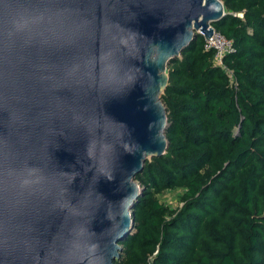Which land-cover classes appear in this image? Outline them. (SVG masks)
<instances>
[{
  "label": "water",
  "instance_id": "1",
  "mask_svg": "<svg viewBox=\"0 0 264 264\" xmlns=\"http://www.w3.org/2000/svg\"><path fill=\"white\" fill-rule=\"evenodd\" d=\"M219 0H0V264H114L165 154L167 67Z\"/></svg>",
  "mask_w": 264,
  "mask_h": 264
},
{
  "label": "trees",
  "instance_id": "2",
  "mask_svg": "<svg viewBox=\"0 0 264 264\" xmlns=\"http://www.w3.org/2000/svg\"><path fill=\"white\" fill-rule=\"evenodd\" d=\"M222 5L213 27L233 43L224 64L238 85L202 36L167 67L168 147L134 178L147 189L118 243L125 264H264V0ZM161 187L184 189L178 212L151 195Z\"/></svg>",
  "mask_w": 264,
  "mask_h": 264
},
{
  "label": "rangeland",
  "instance_id": "3",
  "mask_svg": "<svg viewBox=\"0 0 264 264\" xmlns=\"http://www.w3.org/2000/svg\"><path fill=\"white\" fill-rule=\"evenodd\" d=\"M219 1L222 3V0H219ZM239 16L241 17V15H239ZM197 43H198V45H201L202 37L198 38ZM166 74L168 75L167 70H166ZM224 74L227 77L231 87L236 88V86L238 85V81H237L236 77L234 76V74H232L230 72V70L224 71ZM163 94H164V91L160 93L159 97H160L161 103L163 104V106L165 107V110H166V106H165L163 99H162L164 96ZM166 117H167V124L169 125L167 110H166ZM165 136H166V130H165ZM148 160H151V158H148ZM135 183L139 186L142 193L144 191H146L147 186L144 187L138 181H135ZM184 192H185L184 189L181 187H161L158 190H152L151 195L154 196L161 204H163L171 212H178L183 205L181 198H182ZM142 193L138 197V199L141 198ZM134 232L135 231L132 230V232L129 235H132ZM153 256H154V254L145 256V260L143 259L144 261H142V263L150 262L149 264H152L153 263V259H152ZM120 258H121V256H120ZM120 261H122L121 264H125V263H123V258H121Z\"/></svg>",
  "mask_w": 264,
  "mask_h": 264
},
{
  "label": "built area",
  "instance_id": "4",
  "mask_svg": "<svg viewBox=\"0 0 264 264\" xmlns=\"http://www.w3.org/2000/svg\"><path fill=\"white\" fill-rule=\"evenodd\" d=\"M212 30L216 32V35L211 41L206 39L203 35V50L213 52V63L215 66L223 71H227V67L224 64L226 56L231 55L234 52L233 43L230 39L224 37L212 26ZM155 255V253H154ZM150 262L142 263L149 264Z\"/></svg>",
  "mask_w": 264,
  "mask_h": 264
}]
</instances>
